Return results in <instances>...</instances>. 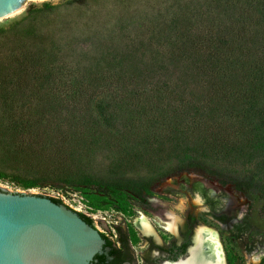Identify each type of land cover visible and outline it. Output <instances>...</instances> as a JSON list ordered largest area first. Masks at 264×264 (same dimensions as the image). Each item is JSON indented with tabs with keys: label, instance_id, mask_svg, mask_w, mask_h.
Segmentation results:
<instances>
[{
	"label": "trees",
	"instance_id": "trees-1",
	"mask_svg": "<svg viewBox=\"0 0 264 264\" xmlns=\"http://www.w3.org/2000/svg\"><path fill=\"white\" fill-rule=\"evenodd\" d=\"M185 4L168 15L129 18L135 27L109 32L117 41L100 43L85 65L67 64L50 47L24 45L0 61L3 142L36 159L42 149L52 150L53 167L13 173L11 182L25 189L95 185L124 201L127 193L147 192L172 170H192L256 190L264 200L263 162L259 172L239 173L203 153L251 158L264 149V0H205L203 10L195 6L193 12H184ZM49 8L42 4V10ZM25 36L38 38L32 28ZM97 97L103 100L95 102ZM92 105L103 123L120 124L119 134L112 137L90 119ZM62 113L74 115L62 125ZM85 149L106 152L121 169L150 167L166 157L174 162L159 177L139 181L76 179L68 175V164ZM258 212L264 217V205ZM77 215L91 226L89 217Z\"/></svg>",
	"mask_w": 264,
	"mask_h": 264
},
{
	"label": "rangeland",
	"instance_id": "rangeland-1",
	"mask_svg": "<svg viewBox=\"0 0 264 264\" xmlns=\"http://www.w3.org/2000/svg\"><path fill=\"white\" fill-rule=\"evenodd\" d=\"M204 1L45 0L36 5L29 0L24 2L17 15L0 21V61L5 60L16 46L24 45L26 48L50 47L67 64L77 62L85 65L97 52L100 43L117 41L114 35L113 38L108 37L109 32L116 33L119 27L127 30L135 27L127 24L129 18L148 19L154 15L179 12L183 3L188 5L184 12H193L195 6L202 11ZM42 4L48 5L49 10H42ZM27 28L35 31L37 40L26 38ZM99 100L102 101L103 97H97L95 102ZM89 114L90 119H97L99 127L106 129L112 137L120 133V124L103 123L100 118L102 115L95 106L92 105ZM72 115L74 113L60 114V123L64 125ZM252 133H257L256 126L252 127ZM1 139L0 136V173L5 177L0 179V189L10 194H33L58 199L69 209L89 217L93 226L107 235L113 234L111 229L119 224L126 231L124 233L137 239L136 245L132 243V253L138 263L139 254L143 255L146 247L129 224L133 217L145 216L152 224L160 223L165 229L169 222L165 214L172 213L176 217L177 228L180 223L182 227L181 221L191 213L200 222L198 226H207L219 235L223 254H226L229 264H256L259 257L263 259L260 264H264V217L258 212L261 205H264V200L256 190L243 185L221 183L192 170H172L167 178L155 181L147 192L127 193L124 201L114 200L95 185L86 187L80 183L75 187L62 185L60 189L48 186L25 189L11 182L8 176L28 168L39 172L53 167L48 160L52 150L47 147L42 149L39 159H36ZM260 147L251 158L239 152L218 155L205 150L203 153L206 159L228 165L239 173L249 170L259 172L262 162L264 163V149L259 151ZM79 155L75 156L74 162L68 164L67 168L68 175L76 179L85 176L95 179L112 176L139 181L151 176L159 177L174 162L173 158L166 157L150 167L142 164L134 169H121L112 164L106 152L85 149ZM191 192L207 203L203 206L207 213L199 209L201 205L192 201ZM160 214L162 215L159 216ZM157 232V236L161 234L167 241L168 235L164 230L158 229Z\"/></svg>",
	"mask_w": 264,
	"mask_h": 264
},
{
	"label": "water",
	"instance_id": "water-1",
	"mask_svg": "<svg viewBox=\"0 0 264 264\" xmlns=\"http://www.w3.org/2000/svg\"><path fill=\"white\" fill-rule=\"evenodd\" d=\"M26 1L0 0V21ZM102 245L99 233L65 205L0 189V264H94Z\"/></svg>",
	"mask_w": 264,
	"mask_h": 264
},
{
	"label": "flooded vegetation",
	"instance_id": "flooded-vegetation-1",
	"mask_svg": "<svg viewBox=\"0 0 264 264\" xmlns=\"http://www.w3.org/2000/svg\"><path fill=\"white\" fill-rule=\"evenodd\" d=\"M161 211H159V213H162ZM159 213L155 214L158 215ZM162 214H160L159 216H161ZM136 218L137 216L133 217L131 221H129V224L136 232V235L138 234L137 236H139V240L143 241L144 246L146 247L143 255L139 254V263L132 253V243H134L135 245L137 244V239H135L136 237H130L129 235L124 233L125 230H123L122 227L119 226V224H116L112 229L111 227H109L112 230L113 234L110 233V235H107L102 230H99L98 228L93 226L91 220V227L94 228L97 233H99L100 237L102 235L101 238L103 240L102 253L100 254L102 257V261L98 262V264H165L168 262L174 263L188 256L189 248L193 245L192 239L194 236V229L199 225L198 223H200L194 218L193 214L189 213L184 217V220L181 221L183 222L182 227H180L181 223L177 225L175 235L164 229V227L161 226L160 223L154 222L152 224L150 222V224L154 226L156 231H158V229H161L167 233V241H165L161 234L158 235L159 241H157V239L154 238L153 235H142L135 226L134 220ZM193 220L196 221L194 224ZM116 228L119 229L120 234H118ZM121 235L125 237V245L121 243ZM183 244H185L184 250L181 254H178L177 248H180ZM256 261V264H260L263 259L259 257L258 259H256Z\"/></svg>",
	"mask_w": 264,
	"mask_h": 264
},
{
	"label": "bare ground",
	"instance_id": "bare-ground-1",
	"mask_svg": "<svg viewBox=\"0 0 264 264\" xmlns=\"http://www.w3.org/2000/svg\"><path fill=\"white\" fill-rule=\"evenodd\" d=\"M23 6L24 3L21 4L18 12ZM191 198L196 205H201L199 208L201 211L207 213L206 209H203V206H205L204 204H207L206 202H204L199 196L193 195L192 192ZM164 216L168 217L167 219L169 220L165 229L175 235L177 222L176 217L172 213H167ZM135 226L142 235H153L156 239H158L154 226L150 224V221L146 217L141 216L136 218ZM192 240L193 245L189 248V253L186 258L178 260L174 263L168 262L165 264H225L224 254L219 242L218 234L213 229H210L204 225L196 227Z\"/></svg>",
	"mask_w": 264,
	"mask_h": 264
}]
</instances>
